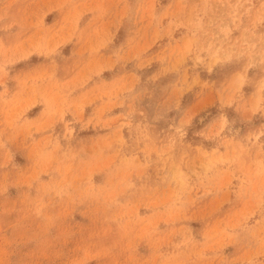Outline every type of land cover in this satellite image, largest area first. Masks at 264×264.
I'll use <instances>...</instances> for the list:
<instances>
[{"label":"rangeland","instance_id":"374dc122","mask_svg":"<svg viewBox=\"0 0 264 264\" xmlns=\"http://www.w3.org/2000/svg\"><path fill=\"white\" fill-rule=\"evenodd\" d=\"M0 264H264V0H0Z\"/></svg>","mask_w":264,"mask_h":264}]
</instances>
